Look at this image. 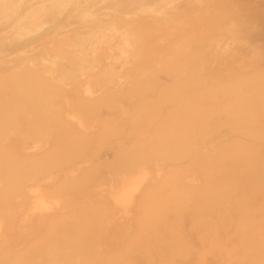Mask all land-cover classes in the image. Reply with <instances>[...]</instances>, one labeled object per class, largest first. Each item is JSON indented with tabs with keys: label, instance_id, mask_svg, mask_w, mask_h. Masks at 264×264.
<instances>
[{
	"label": "rangeland",
	"instance_id": "rangeland-1",
	"mask_svg": "<svg viewBox=\"0 0 264 264\" xmlns=\"http://www.w3.org/2000/svg\"><path fill=\"white\" fill-rule=\"evenodd\" d=\"M98 1L7 0L4 4L3 0L0 1V74L7 76L10 70L15 72L19 66L17 55L33 48L28 52V57L39 63L45 58L52 60L55 68L66 75L65 82L61 80L60 84L52 85L44 81L43 76L39 77L42 81L25 78L28 81L25 83L31 86L34 98L28 97L29 91L26 87L23 92H17L18 96L15 94V97H8L10 107L5 108L4 111H7L3 116L6 125L3 124L4 128L0 125V151L4 145L11 147L12 151L6 150L0 155V173L5 170L9 176L5 179L7 183L0 188V193H3L0 203L2 200L7 208H17L15 198L19 197L25 201L30 197L28 191L37 187L38 192L35 193L38 197L40 195L48 202L52 199L60 201L57 209L60 208L61 202L69 206H81L83 213L92 216L89 218L92 220L88 221L89 226L91 225L88 226L89 231L86 229L88 234L85 232L82 245L79 238L76 239L77 242L72 243L77 229L66 225L67 243H63L65 246L62 245V248L65 254L70 252L69 255L75 254L76 250L77 254L84 251L80 254L84 256L89 243L100 241L105 244L107 241L112 244L111 234L112 238H119L120 234V229L114 222L119 223L121 218V221L123 220V214L120 212L122 209L116 207L111 199L99 200L98 194L102 190L100 187L103 188L105 182H108L103 189L106 190L107 187V190H113L120 185L122 179L145 170L149 174L145 178L148 181L142 183L139 193L148 191L149 179L152 178L151 181L160 187L161 194L155 210L143 209L156 223L146 228L147 235L142 232L141 223L136 218L135 208L139 202L136 201V204L128 208V215H132L131 224L124 223L125 228L127 234L133 238L137 237L139 242L137 247H134L136 250H131L130 257L132 258V253H135L133 258L136 257L133 264H264V236L251 233L264 225V0ZM38 11L42 14L39 21H28V16ZM90 11L93 13L90 14ZM7 12L10 14L7 15ZM84 15H87L86 19ZM23 22L26 29L21 28L13 33V28ZM40 23L43 26L42 31L36 34L33 27ZM147 24L150 27L148 29ZM110 37L115 38L112 40ZM142 37L150 42L146 43ZM109 39L115 43V47L112 45L111 51H106L105 46ZM164 41L167 42L163 43ZM174 42L180 43L181 46L178 44L179 46L174 45L171 48ZM132 43L137 47L136 50ZM147 44H150L149 49ZM165 46L166 51L157 49H164ZM143 48L152 56L146 57L144 51L147 50ZM162 53L164 56H161ZM160 60L162 61L158 63ZM136 72L145 73V78L132 83L130 79ZM177 75L181 77V82L174 88L171 80ZM152 77L156 80L149 79ZM85 82L94 83L96 89L103 88V99L88 100L79 88L87 85ZM118 82H123L121 87L113 89V85ZM236 90L239 91L237 96L234 95ZM232 96L235 97L232 99ZM21 97L25 102L20 101ZM240 97H244V100H239ZM230 98L233 101L229 100ZM192 102H195L194 106H199L192 109ZM229 103L234 106H228ZM54 104L55 111L52 108ZM56 104L60 107H56ZM44 105H47L46 108ZM139 107L143 108V112L137 118L134 117L133 121L129 117L133 118ZM37 108L41 110L38 111ZM183 109L188 112L185 113ZM176 110L185 113L182 118L184 125L186 124V140L182 138L176 141L172 133L177 129L175 123L174 127L172 124ZM57 111L61 114H57ZM63 112H66V119L73 116L74 120L82 121L79 122V127L75 126L78 121L74 124L71 119L74 126L66 127L68 124L63 121L66 119L61 120V117L64 118V115L61 116ZM124 112H127V115L121 120ZM67 113L70 115L67 116ZM156 125L163 126L162 142L153 147L143 146L146 148H142V156L136 155L139 153L136 149L128 148L134 146L146 127L150 129ZM71 127L81 131L75 129L73 133H69ZM51 129L54 132L58 129L65 130L69 147L58 151V146L51 141L48 148L52 150L43 153L38 143L42 135L49 133ZM98 131L102 134L99 135ZM5 138L9 142L4 141ZM126 147L127 151L124 149ZM131 151L129 155L125 153ZM11 152L15 154L11 155ZM28 152L31 155L34 153V156L31 158ZM23 153L28 154L31 160H25ZM6 155H10L12 159ZM226 161L230 165L228 170L237 167V173L232 174L227 168H220ZM236 161L240 163L237 166ZM172 167L180 170V176H170L169 168ZM67 172L75 174V182L68 183L64 180ZM200 172L206 174L205 179L208 180V185L206 183L204 186L206 189L201 190V193H204L202 197L200 194L195 195L182 183H185L187 176L201 179L198 178L201 177ZM172 178L178 180V184L172 185L173 187L170 186ZM102 179L104 184L100 181ZM231 181L236 183L235 187H241L238 194L242 195V198L236 196V188L235 191H230L228 184ZM175 193H178L177 196ZM185 198L188 203L182 205ZM89 202L99 204V211L93 212L89 209ZM55 211L54 209V213ZM113 211H116V214L118 211L122 217L120 214L121 218L118 214L108 216ZM36 213L38 217L43 214L40 210ZM52 213H45V216L51 214L50 218L56 215ZM34 215L31 216L32 220L38 224L41 218L35 216L37 220ZM10 216L8 213L6 217ZM2 222L11 226V221L8 223V220L6 222L2 219ZM241 222L244 231L239 228ZM17 223L19 222L15 221L14 226L18 225L20 228L21 223ZM162 224L166 233L161 230ZM37 227L40 228V235L43 234L41 242L46 243L48 236L46 237L44 231H40L45 230V227L41 222ZM60 231L57 230L58 236ZM170 233L173 234L171 237ZM123 239L119 240L122 244L118 242L122 249L127 242L125 236ZM168 243H171V246ZM146 249L150 250V256L146 255ZM127 256L117 263L122 264L124 259L125 264V260L129 259ZM164 261L166 262L163 263Z\"/></svg>",
	"mask_w": 264,
	"mask_h": 264
},
{
	"label": "bare ground",
	"instance_id": "bare-ground-1",
	"mask_svg": "<svg viewBox=\"0 0 264 264\" xmlns=\"http://www.w3.org/2000/svg\"><path fill=\"white\" fill-rule=\"evenodd\" d=\"M0 1H2V0H0ZM7 0H3V4L6 2ZM98 1V0H97ZM9 2V1H8ZM99 2V1H98ZM2 4V5H3ZM10 4V3H9ZM13 5V4H12ZM109 6V5H108ZM139 6V5H138ZM2 7V6H1ZM65 7V6H64ZM140 7V6H139ZM56 8V7H55ZM94 8V7H93ZM72 10V9H71ZM91 10V9H90ZM7 11V10H6ZM36 11V10H35ZM4 12H5V10H4ZM39 12V11H38ZM38 12H34V14H31V16H28V21L31 19V20H33V19H35V20H33L32 22H37V21H39V18L41 17V11L39 12L40 13V15H39V13ZM27 13H28V11H27ZM32 13V12H31ZM90 14H92L91 13V11L89 12ZM88 13V14H89ZM161 13V12H160ZM8 14H10V13H8L7 12V15ZM144 14V13H143ZM6 15V14H5ZM26 15V14H25ZM142 15V14H141ZM46 16V15H45ZM143 16V15H142ZM146 16V15H145ZM84 17H85V19H86V17H87V15H84ZM47 19V18H46ZM119 19V18H118ZM142 19V18H141ZM156 19V18H155ZM163 19V18H162ZM117 20V19H116ZM144 20V19H143ZM160 20V19H159ZM164 20V19H163ZM28 21H26V22H28ZM145 22H146V20H144ZM162 21V20H161ZM114 22V21H113ZM119 22V21H118ZM117 22V23H118ZM121 22V21H120ZM141 22V21H140ZM191 22V21H190ZM131 23V22H130ZM132 23H133V21H132ZM144 22H142V24H143ZM148 23V22H147ZM156 23V22H155ZM24 24H25V22H23V23H20V25L19 24H17L14 28H13V33H16V31H18L19 29H21V28H25V26H24ZM32 24V23H31ZM30 24V25H31ZM115 24V23H114ZM126 24H128V23H126ZM125 24V25H126ZM136 24V23H135ZM146 24V23H145ZM153 24V23H152ZM112 25V24H111ZM110 25V26H111ZM124 25V26H125ZM144 25V24H143ZM28 26H29V24H28ZM109 26V27H110ZM191 26H193V25H191ZM42 25H41V23L39 24V25H37V26H34L33 27V31H36V34L37 33H39V32H41L42 31ZM130 27V26H129ZM147 29H148V24H147ZM151 27H153L152 25H151ZM150 28V27H149ZM157 28V27H156ZM182 28V27H181ZM189 28V27H188ZM26 29V28H25ZM136 29V28H135ZM134 29V30H135ZM141 29V28H140ZM147 29H146V31H147ZM153 29V28H152ZM151 29V30H152ZM190 29V28H189ZM133 30V29H132ZM217 30V29H216ZM141 31L143 32L144 30H143V28L141 29ZM150 31V30H149ZM55 32V31H54ZM141 32V33H142ZM148 32V31H147ZM150 33V32H149ZM27 34V33H26ZM139 34V33H138ZM147 34V33H146ZM166 34H168V33H166ZM51 35V34H50ZM131 35V34H130ZM143 35H144V33H143ZM181 35V34H180ZM135 36H139V35H137V34H135ZM134 36V37H135ZM153 35H151V37H152ZM49 37V36H48ZM145 37V36H144ZM154 37H155V35H154ZM47 38V37H46ZM53 38V37H52ZM111 38V37H110ZM115 38V37H114ZM114 38L112 37L111 39L112 40H114ZM143 38V37H142ZM175 38V37H174ZM49 39V38H48ZM136 39V38H135ZM145 38H143V40H144ZM172 39V38H171ZM170 39V40H171ZM179 38H177V40H178ZM43 40V39H42ZM52 40V39H51ZM110 40V39H109ZM108 40V42H107V45L105 46V48H106V51H111V49H112V45H114V47H115V43H113L112 42V40H110L109 41ZM142 40V39H141ZM146 40V39H145ZM154 40V39H153ZM152 40V41H153ZM181 40V39H180ZM49 41V40H48ZM147 41V40H146ZM151 41V42H152ZM41 42V41H40ZM101 42V41H100ZM149 42H150V40H149ZM148 41L146 42V43H149ZM155 42V41H154ZM158 42V41H157ZM165 42H167V41H164L163 43H165ZM176 42V41H175ZM175 42L170 46L171 48L172 47H174V45H178V44H180V43H177V44H175ZM46 43V42H45ZM104 43V42H103ZM28 44V43H27ZM39 44V43H38ZM102 44V43H101ZM101 44H100V46H101ZM133 44V43H132ZM138 44V43H137ZM152 44V43H151ZM158 43H156V45H157ZM167 44H170V43H167ZM103 45V44H102ZM139 45V44H138ZM145 45V44H144ZM150 45V44H149ZM148 44H147V46L146 47H148L149 46ZM160 47H162L163 48V46H162V44L160 43ZM165 45V44H164ZM142 46H143V44H142ZM168 46V45H167ZM179 46V45H178ZM180 46H181V44H180ZM31 47V46H30ZM102 47V46H101ZM135 46H134V44H133V48H134ZM157 47V46H156ZM17 48V47H16ZM24 48V47H23ZM100 48V47H99ZM102 48H104V47H102ZM132 48V49H133ZM136 48L137 47H135L134 49L136 50ZM162 48H157L158 50L160 49V50H165L166 49V46H165V48L164 49H162ZM169 48V47H168ZM179 48V47H178ZM178 48H173V49H178ZM26 49V48H25ZM33 48H30V49H27V50H24V51H22V52H20L18 55H17V57H18V60H19V66H18V68H16V70H15V72L12 70H10L9 71V74L6 76V75H2V74H0V125L3 127V124H5V122H4V115L6 114V111H4L5 110V108L7 109L8 107H10V105H9V103H8V97H11V96H14L15 97V94L18 96L19 94L17 93V92H20V90L23 92V89H24V87H26L27 89H28V91L31 93V95H30V93L28 92V97L30 96V97H33L34 98V95H33V92L31 91V86L30 85H28V84H26L25 82H28V81H26L25 80V78H27V80H31V78L33 79V81L34 80H39L40 78V76H43L45 79H44V81H46L49 85H52V84H54V83H61V80H62V82H65V77H66V75H64V74H62V71H58L56 68H55V66H54V62H52V60H48L47 58H45V59H43V60H41L40 61V63L39 62H37V61H34V60H32L30 57H28V52L29 51H31ZM142 49V48H141ZM144 49V48H143ZM147 49H149V47L147 48ZM147 49H144V50H147ZM156 49V48H155ZM170 49V48H169ZM35 50V49H34ZM143 50V51H144ZM179 50H181V49H179ZM166 51V50H165ZM191 51V50H190ZM139 52H140V50H139ZM144 52H146L144 55L146 56V57H149L150 55L152 56V54L151 53H148V50L147 51H144ZM159 52V51H158ZM163 52V51H162ZM179 52V51H178ZM16 53V52H15ZM177 53V52H176ZM175 53V54H176ZM189 53V52H188ZM14 54V53H13ZM17 54V53H16ZM126 54V53H125ZM160 54V53H159ZM158 54V55H159ZM194 55V54H193ZM10 56H12V55H10ZM161 56H164V54L162 53V55ZM161 56H159L160 58H162ZM180 56V55H179ZM183 56V55H182ZM181 56V57H182ZM195 56H196V54H195ZM7 57V56H6ZM9 57V56H8ZM129 57V56H128ZM138 59V58H137ZM148 59V58H147ZM7 60V59H6ZM17 60V61H18ZM148 60H150V58L148 59ZM182 60V59H181ZM180 60V61H181ZM126 61V60H125ZM133 61V60H132ZM145 61H147V60H145ZM145 61H143L144 62V64H145ZM162 60H160V61H158V63H160ZM83 63V62H82ZM133 63H134V61H133ZM147 63H148V61H147ZM128 64H130V63H128ZM42 65V66H41ZM80 65V64H79ZM84 65V64H83ZM139 65H140V63H139ZM160 65V64H159ZM41 66V67H40ZM125 66V65H124ZM123 66V67H124ZM82 67V66H81ZM159 67H161V66H159ZM122 69V68H121ZM125 72V71H124ZM145 72V71H144ZM132 73H134V72H132ZM146 73H148V72H146ZM41 74V75H40ZM147 75H149V74H147ZM82 78V77H81ZM145 78V73H142V72H136V74L133 76V77H131V79H130V82H132V83H137V82H139L141 79H144ZM8 79V80H7ZM77 79H79V78H77ZM149 79H152V80H156L155 79V77L153 78H149ZM81 80H83V78L81 79ZM114 80V79H113ZM39 81H42V80H39ZM86 81H88V80H86ZM92 81V80H91ZM77 82L79 83V81L77 80ZM76 82V83H77ZM181 82V77L179 76V75H177V76H173V80H171V83H172V86L175 88L176 86L178 87V83H180ZM69 83V82H68ZM77 83V84H78ZM81 83V82H80ZM85 83H87V85H82V86H80L79 88H80V91L86 96V98L88 99V100H94V101H99L100 99H103V93H104V91H103V88H95L94 87V83H89V82H85ZM121 83H123V82H118V83H115V85H113V89H119V87H121L120 85H121ZM26 84V85H25ZM42 84H43V82H42ZM55 84V85H56ZM58 84V85H59ZM62 84H64V83H62ZM70 84V83H69ZM75 85V84H74ZM76 86H78V85H76ZM55 87V86H54ZM61 88V87H60ZM79 88L77 87V89H78V91H79ZM182 88V87H181ZM254 89H255V87H253ZM237 89V88H236ZM51 90V89H50ZM256 90V89H255ZM50 92V91H49ZM245 92V91H244ZM46 93V92H45ZM191 93V92H190ZM238 93H239V91H237L236 90V92H234V95H238ZM36 94V93H35ZM39 94V93H38ZM46 94H48V93H46ZM80 94V93H79ZM241 94V93H240ZM239 94V95H240ZM246 94V93H245ZM41 95V94H40ZM52 96V95H51ZM245 96V95H244ZM38 97V96H37ZM82 97V96H81ZM84 97V96H83ZM235 97V96H234ZM233 96H232V99L234 98ZM44 98V97H43ZM51 98V97H50ZM19 99V98H18ZM194 99V98H193ZM22 100V103H23V101H24V99H22V97H21V99H20V101ZM53 100H54V98H53ZM87 100V101H88ZM227 100V99H226ZM229 100H231V98L229 99ZM239 100H244V97L242 98V97H240V99ZM30 101H32V100H30ZM38 101V100H37ZM49 101V100H48ZM47 101V102H48ZM187 101V100H186ZM195 101V100H194ZM231 101H233V100H231ZM25 102V101H24ZM64 102H66V101H64ZM180 102V101H179ZM188 102V101H187ZM21 103V104H22ZM26 103H28V102H26ZM48 103H50V102H48ZM53 103H54V101H53ZM196 103H198V102H196ZM236 103V102H235ZM11 104V103H10ZM25 104V103H24ZM29 104V103H28ZM35 104V103H34ZM51 104H52V102H51ZM59 104V103H58ZM191 104V103H190ZM192 104H193V102H192ZM238 104V103H237ZM242 105H243V101H242V103H241ZM241 104H240V106H241ZM32 105V104H31ZM43 105V104H42ZM69 105V104H68ZM195 105V102H194V104H193V106H191V105H189V106H191V108L193 109V107H194V109H196V107H198V106H194ZM209 105V104H208ZM211 105V104H210ZM230 105H233V104H230L229 103V105L228 106H230ZM25 106H27V105H25ZM46 106L47 105H44L43 107H45L46 108ZM49 106V105H48ZM58 105L56 104V107H57ZM67 106V105H66ZM66 106H65V108H66ZM212 106V105H211ZM234 106V105H233ZM58 107H60V106H58ZM214 107V106H213ZM35 108H36V106H35ZM52 108L54 109V111H55V104L54 105H52ZM62 108H63V106H62ZM67 108H69V107H67ZM201 108H203V106L201 107ZM210 108V107H209ZM208 108V109H209ZM237 108V107H236ZM31 109H32V107H31ZM30 109V110H31ZM38 109V108H37ZM53 109H52V111H53ZM60 109V108H59ZM58 109V110H59ZM177 109H179V108H177ZM198 109V108H197ZM238 109V108H237ZM239 109H240V107H239ZM245 109V108H244ZM41 110V108H39L38 109V111H40ZM46 110H48V109H46ZM61 111H62V109H60ZM137 111H136V113L134 114V116H133V118L130 116L129 118H131V119H133V121H135V118L134 117H138L140 114H141V112H143V108L142 107H139L138 109H136ZM211 110V109H210ZM229 110V109H228ZM241 110V109H240ZM3 111V112H2ZM34 111H35V109H34ZM69 111V110H68ZM177 112L175 113V114H173L174 115V122H172V124L173 123H175V125H176V131L175 132H172L173 133V135L175 136V140L176 141H178L179 139H182V138H186L185 136H186V131L187 130H185V125H184V122H183V118H182V115L183 114H185L186 112H188V111H184V109H183V111L185 112V113H182V111H181V115H180V111L179 110H176ZM179 111V112H178ZM190 111V110H189ZM192 111V110H191ZM234 111V110H233ZM48 112V111H47ZM67 112V111H66ZM66 112H63V114L61 115V116H63L64 118H62L61 117V120L62 119H66L65 117H66V115H65V113ZM208 112V111H207ZM38 113V112H37ZM49 113H51V112H49ZM60 112H58L57 111V114H59ZM202 113H203V111H202ZM202 113H201V115H202ZM54 114V113H53ZM61 114V113H60ZM231 114V113H230ZM245 114V113H244ZM44 115V114H43ZM51 115V114H50ZM68 115H70V114H68L67 113V116ZM125 115H127V112L125 113L124 112V115H122V117H120L121 118V120H123V118L125 117ZM201 115H199V116H201ZM234 115V114H233ZM8 116V115H7ZM58 116V115H57ZM124 116V117H123ZM186 116V115H185ZM185 116H184V118H185ZM59 117V116H58ZM73 116H70V119L71 120H74V118H72ZM128 117V116H127ZM3 118V119H2ZM117 118V117H116ZM70 119H66L67 120V122H66V120H63V121H65V124H68L66 127H68V126H74V124H75V122H77L76 120H74V124L72 125L71 124V120ZM118 120H119V118H117ZM7 120H11V119H7ZM80 120V119H79ZM185 120V119H184ZM20 121V120H19ZM69 121V122H68ZM111 121V120H110ZM132 121V122H133ZM144 121V120H143ZM11 122V121H10ZM73 122V121H72ZM79 122H82V121H78L76 124H75V126L77 125H79L80 123ZM109 122V121H108ZM140 122V121H139ZM142 122V121H141ZM145 122V121H144ZM70 123V124H69ZM110 123V122H109ZM136 123V122H135ZM138 123V122H137ZM147 123V122H146ZM64 124V123H63ZM83 124V123H82ZM81 124V125H82ZM106 124V123H105ZM143 125H145L144 123H142ZM6 125V124H5ZM51 125V124H50ZM117 125V124H116ZM0 126V127H1ZM137 126H138V124H137ZM79 127V126H78ZM95 127V126H94ZM172 127V126H171ZM173 127H174V124H173ZM172 127V128H173ZM4 128V127H3ZM2 128V129H3ZM72 128V127H71ZM87 128V127H86ZM100 128V127H99ZM144 128H145V126H144ZM162 128H163V126H160V125H156V127H154V128H150L149 129V127L147 128H145V130L139 135V137L137 138V141L135 142V144H134V146H128V148H134V149H136L137 150V152H139L138 154H136V155H143V150H142V148H146V147H148V146H155V144L156 143H158V142H162L163 141V137H161V134L163 133L162 132ZM62 130H63V127L61 128ZM64 129H66L65 127H64ZM70 129V128H69ZM74 129V130H73ZM75 129L77 130V131H81V129H78V128H72V129H70V132L69 133H73L74 131H75ZM91 129V127L89 128V130ZM97 129V128H96ZM96 129H95V132H97L96 131ZM58 130H60V129H58ZM56 131V132H54V130H49V133H46V134H43L42 135V137H41V141H39V148L40 149H45L44 151L43 150H41L43 153L44 152H48L49 153V151H51L52 149H50V148H48V147H50V142L51 141H54L55 142V144L58 146V151L60 150H63V149H65V148H67V147H69V141L66 139V134H67V132L64 130V131ZM98 130V129H97ZM141 130V129H140ZM51 131H53V133L51 132ZM68 131V130H67ZM73 131V132H72ZM84 131H85V129H84ZM171 131V130H170ZM51 132V133H50ZM83 132V131H82ZM86 132V131H85ZM85 132H83V133H85ZM94 132V133H95ZM99 132V135L100 134H102V133H100V131H98ZM92 134V133H91ZM164 134V133H163ZM0 135H1V133H0ZM68 135V134H67ZM90 135V134H89ZM192 136V135H191ZM65 137V138H64ZM90 137V136H89ZM250 137V136H249ZM162 138V139H161ZM3 140V139H2ZM164 140H165V137H164ZM186 140V139H185ZM188 140V139H187ZM4 141H7V138H5V140ZM91 141V140H90ZM189 141V140H188ZM7 142H9V141H7ZM40 142H41V144H40ZM165 142V141H164ZM0 143H1V141H0ZM6 143V142H5ZM4 143V144H5ZM49 143V144H48ZM59 143V144H58ZM62 143V144H61ZM170 143V142H169ZM168 143V144H169ZM240 143V142H239ZM7 144V143H6ZM9 144H11V143H9ZM48 145V146H47ZM138 145V146H137ZM172 145V144H171ZM57 146H56V148H57ZM143 146H146V147H143ZM9 146L7 145V146H5L4 145V147H1V151H0V155H2L3 154V152L4 151H12V148L11 147H9ZM164 147V146H163ZM229 146H226V148H228ZM3 148H5V149H3ZM48 148V149H47ZM128 148L126 147V148H124V149H126V151L128 150ZM133 149V150H134ZM35 150V149H34ZM37 150H38V148H37ZM49 150V151H48ZM135 150V151H136ZM163 151H164V149H162ZM13 151H15V150H13ZM27 151H29L28 149H27ZM33 151V150H32ZM125 151V150H124ZM123 151V152H124ZM135 151H133V152H135ZM24 152V151H23ZM31 152V151H30ZM30 152H28L29 154H30ZM123 152H121V153H123ZM5 153V152H4ZM14 153V152H13ZM32 153V152H31ZM126 154H131L132 153V151L131 152H125ZM7 154V153H6ZM15 154V153H14ZM14 154H12V152H11V155H14ZM24 154V153H23ZM34 154V153H33ZM32 154V155H33ZM51 154V153H50ZM17 155H20V154H17ZM16 155V156H17ZM28 154H24V158H25V160L26 159H28V158H32V155L30 154V157H29V155L27 156ZM6 156H8V155H6ZM16 156H14L15 158H18L19 159V157H16ZM34 156V155H33ZM214 156V155H213ZM1 157V156H0ZM21 157V156H20ZM8 158L11 160L12 159V157L9 155L8 156ZM22 158V157H21ZM31 158H30V160H31ZM22 162L24 161V159L22 160V159H20ZM1 163L3 164V160L1 159ZM19 161V160H18ZM224 161V160H223ZM28 162V161H27ZM24 163H26V162H24ZM236 164V166L238 165V164H240L239 162H235ZM224 164V163H223ZM88 166V165H87ZM220 168H222V170H226V168H227V170L230 168V165L228 164V162L226 161V163L223 165V166H221ZM232 168V167H231ZM235 168V167H234ZM240 168V167H239ZM82 169V168H81ZM236 169H237V167L235 168V169H233L232 168V170L230 171V170H228V171H230L229 173H232V174H234V172L235 173H237V171H236ZM235 170V171H234ZM227 171V172H228ZM243 170H241V172H242ZM169 174H170V176L172 175V176H174V178H175V176L177 177V176H180V170L178 171L176 168H174V167H172V168H169ZM240 172V171H239ZM1 175H4V176H0V188L2 189V187H3V184L5 183V179L6 178H9V176L7 175L8 173L5 171V170H3V173H0ZM157 174H159V172H157ZM222 174V176H224L223 175V173H221ZM200 175H201V177H198V178H201V179H199V180H197V179H195L193 176H187V177H185L186 179H185V183L184 182H182L184 185H186L187 187H188V189L189 190H192V192L196 195V194H200L199 196H203L204 195V193H201L202 191V189H206V188H204V186H205V184L206 185H208V180L207 179H205L206 177H207V175L206 174H204V173H202V172H200ZM226 175H227V173H226ZM230 175V174H229ZM98 176V175H97ZM149 176V174L148 173H146L145 172V170H140V171H137V172H135V173H132V174H130L127 178H124V179H122V182L120 183V185L117 187V188H114L113 190H107L108 188L106 187V190H104L103 188H105L104 186L106 185V183H108V182H105V184L103 183V180L104 179H102V180H100V181H102V183L104 184V186H103V188L102 187H100L102 190H100L101 192H99L100 194H98V197H99V200H104V199H106L107 201L109 200V199H111V201L113 202V204L114 205H117L116 207H118V208H120V209H122V211L120 210V212L123 214V220L121 221V217H122V215L120 214V213H118V211H117V214L119 215H121V217H120V215H119V217L121 218L120 219V221H118L119 223H115L114 221V225L116 226V227H119L118 229H120L118 232H120V234H119V238L120 237H122V238H118V236H114V238H112V234H111V239H110V242H112V244L110 243V244H108V242L106 243L105 242V244L104 243H100V241H98L97 243H95V242H92V243H89L87 246H89L88 248L86 247V249L85 250H87L88 249V251L85 253V254H87V255H85L84 254V256L85 257H87V258H85L83 255H80V254H82L84 251H80V253H78L77 254V250H76V253L75 254H71V255H69L68 253H70V252H68L67 254H65L64 253V250H63V248H62V245H64L63 243H67V239H66V236L68 235V228H67V226L66 225H71V226H73L74 228L73 229H77V231L75 232L76 233V236H74L75 238L74 239H72V243L73 242H75L76 241V239L77 238H79L78 240H79V242H80V244L83 242V237H85V232H86V229H88V231H89V227L91 226H89V224H88V221L89 220H92V219H89V218H91L90 217V214H89V216L88 215H86L85 213H83V210H81V206H77V205H67V204H64V202H61V206H60V208L59 209H57L58 208V206L60 205V201L58 200V199H52L51 200V202L49 201H46V200H44L40 195H39V197H38V195L36 194L38 191V188L37 187H33V188H31L29 191H28V193H29V196L30 197H28V199L27 200H25V201H23V200H21V199H19V197H17V199H19V201H17V199L15 198V200H16V203H17V205H18V207L16 208H7L8 206L6 205V204H4V202L1 200V206H0V222H2V219H5L6 220V222H7V220H8V223H9V221H11V223H9L11 226H9V225H4V222H2V223H0V264H118L119 262V260H121V258L123 257V255L125 256H127V257H129V259L127 258V260H125V264H133V261H135V259H136V257H134L133 258V255H135V253L133 254L132 253V258L130 257L131 256V250L132 249H134V247H137V242H138V238L137 237H135V238H133V237H130L129 235V233L127 234V229L125 228V224L126 225H128L129 223L131 224V220H130V217L132 216H130V215H128V213H129V207L131 208V206H132V204H136L137 202H139V204L136 206V208H135V210H136V212L135 213H137V215H136V218L139 220V222L141 223V229H142V232L144 231V233L146 234L147 233V230H146V228H148L149 227V225H151V226H153L152 224L154 223V219H152V217H151V215L149 216V214H145V211L143 210V209H145V210H148V209H150V210H152V208L154 209V207H156V206H158L157 204H158V197L160 196V192H161V190H160V187L156 184V183H154L153 182V180L151 181V179H149L150 180V182H149V189H148V191L147 192H145V193H142L141 192V194L139 193V189L142 187L141 185H142V183H144L145 184V182H147L146 180H145V178L146 177H148ZM159 176H161L160 174H159ZM196 176V175H195ZM234 176V175H233ZM235 176H237V175H235ZM239 176V175H238ZM104 177V176H103ZM220 178V177H219ZM219 178H217V179H219ZM222 178V177H221ZM224 178H226V177H224ZM230 178V177H229ZM237 178V177H236ZM4 179V180H3ZM101 179V178H100ZM228 179V178H227ZM64 180H66L68 183L70 182V183H73V182H75V180H76V177H75V174H73V173H71V172H67V173H65V175H64ZM96 180V179H95ZM172 181L170 182V186H172V185H177L178 184V180H175V179H171ZM221 180V179H220ZM220 180H218V181H220ZM226 180V179H225ZM231 180H233V179H231ZM145 181V182H144ZM210 181V180H209ZM96 182H98V180H96ZM227 182V181H226ZM6 183H7V181H6ZM5 183V184H6ZM101 183V182H100ZM99 183V184H100ZM110 183V182H109ZM221 183V182H220ZM93 184V183H92ZM235 184L236 183H234V181H231L228 185H229V188L231 189L230 191H235L236 189H237V192H236V194H234V195H236V196H239V197H241L240 196V194H238V192H239V187L238 186H236L235 187ZM212 185V184H211ZM220 185H222V184H220ZM238 185V184H237ZM90 186V185H89ZM88 186V187H89ZM94 186V185H93ZM109 186V185H108ZM92 187V186H91ZM173 187V186H172ZM211 187V186H210ZM217 187H219V185H217ZM93 189H95L96 188V185H95V188L94 187H92ZM212 188V187H211ZM216 187H214V189H215ZM228 188V189H229ZM234 188H236V189H234ZM1 189H0V191H1ZM88 189H90V188H88ZM97 189V188H96ZM240 189H241V187H240ZM216 190V189H215ZM214 190V191H215ZM92 191V190H91ZM203 191H205V190H203ZM207 191V190H206ZM217 191V190H216ZM232 191V192H233ZM36 192V193H35ZM87 192H88V190H87ZM95 192V191H94ZM231 192V193H232ZM241 192V191H240ZM150 193V194H149ZM1 194H3V193H0V197H3ZM88 194V193H87ZM177 194L178 193H175V195L177 196ZM203 194V195H202ZM94 196H95V194H94ZM198 196V195H197ZM233 196V195H232ZM235 196V197H236ZM90 197V196H89ZM88 197V198H89ZM200 197V198H201ZM21 198V197H20ZM231 198V197H230ZM242 198V197H241ZM231 199H233V198H231ZM86 200H87V198H86ZM240 200V199H239ZM88 201V200H87ZM137 201V202H136ZM237 200L235 199V202H236ZM240 202V201H239ZM243 202V201H242ZM246 202L247 201H245V204H246ZM110 203V202H109ZM108 203V204H109ZM188 202H187V200H186V198L184 199V201L182 202V205L184 204V205H186ZM223 203V202H222ZM221 203V204H222ZM8 204V203H7ZM89 204L90 205H88V206H90L89 207V209H92V211L93 212H98L99 211V204H93L92 202L90 203L89 202ZM92 204V205H91ZM223 204H225V203H223ZM226 204H227V202H226ZM81 205V204H80ZM110 205V204H109ZM156 205V206H155ZM229 205V204H228ZM239 205H240V203H239ZM7 206V207H6ZM83 207V206H82ZM134 207V206H133ZM150 207V208H149ZM224 207H225V205H224ZM229 207V206H228ZM239 207V206H238ZM240 207H241V205H240ZM115 208V207H114ZM118 208H116V209H118ZM227 208V207H226ZM230 208V207H229ZM35 209H37L38 211L40 210L43 214L41 215V217H40V215H39V217L41 218L39 221L41 222V225L42 226H44L45 227V230H40L41 231V233H42V231H44V233H45V235H46V237H47V242L46 243H42L41 241H42V236L41 235H43V234H41L40 235V233H39V229H37L38 227V225H39V223L37 224V223H35V222H33V221H35V220H32V218L33 217H31L33 214H35L34 215V218L36 219L38 216L36 215V214H38V213H36V212H38V211H35ZM54 209L57 211H55V213H54ZM116 209H114V210H116ZM133 209V208H132ZM131 209V211L133 212V210ZM142 209V210H141ZM221 209H223V208H221ZM228 209V208H227ZM232 209V208H231ZM155 210V209H154ZM226 210V209H225ZM46 211H48V212H53L52 214H56V215H54V216H52V217H50L49 218V216L51 215H48L47 214V216H45V213H48V212H46ZM130 211V212H131ZM249 211V210H248ZM114 212V213H113ZM112 212V214L110 213V215H108V216H110V217H113V215L114 216H117V214H116V211H113ZM131 212V213H132ZM250 212V211H249ZM8 213L9 214H11V219H10V217H6V216H8ZM40 213V212H39ZM134 213V212H133ZM245 213H246V210H245ZM243 214H244V212H243ZM236 215L237 214H235V217H236ZM35 216H37V217H35ZM107 216V217H108ZM243 216V215H242ZM38 217V218H39ZM109 217V218H110ZM8 218V219H7ZM38 218H37V220H38ZM108 218V219H109ZM125 218V219H124ZM107 219V220H108ZM115 219V218H114ZM245 219V218H244ZM105 220H106V218H105ZM110 221L112 220L111 218L109 219ZM15 221H18L19 223H17V224H20L19 226H20V228L19 227H17V226H14V223H15ZM116 221H117V219H116ZM242 221V220H241ZM26 223V224H25ZM125 223V224H124ZM25 224V225H24ZM154 224H156V223H154ZM240 225H239V228H241L242 229V231H244L245 229L243 228V223L241 222V223H239ZM21 225H23V227L21 226ZM101 225H103V224H101ZM104 225H106V224H104ZM110 225H111V223H110ZM118 225V226H117ZM25 226V227H24ZM89 226V227H88ZM108 226H109V224H108ZM113 226V225H112ZM157 227H158V225H156ZM156 226H154V228L156 227ZM9 227H11V228H9ZM13 227V228H12ZM69 227V226H68ZM103 228H105V226H102ZM110 227V226H109ZM246 227V226H245ZM42 228V227H41ZM107 228V227H106ZM111 228V227H110ZM109 228V229H110ZM156 229V228H155ZM158 229V228H157ZM57 230L58 231H60L61 232V234L58 236V234H56L57 233ZM103 230H105V229H103ZM112 230H113V228H112ZM129 230V229H128ZM161 230H162V232L163 233H166L167 231L165 230V227L163 226V224L161 225ZM106 231V230H105ZM132 231H133V229H132ZM104 232V231H103ZM108 232V230L106 231V233ZM114 232V231H113ZM131 232V231H130ZM251 232V231H250ZM87 233V232H86ZM251 233H257V234H260L259 236H264V225H262V227H258V228H256L255 230H254V232H251ZM14 234V235H13ZM88 234V233H87ZM105 234V233H104ZM114 234H116V233H114ZM118 234V233H117ZM116 234V235H117ZM121 234H123V235H121ZM125 234V235H124ZM147 235V234H146ZM173 234L172 233H170L169 234V237H171ZM107 236H109V234H107ZM123 236H125V239H126V245L124 244L123 245V249L121 248L122 247V245L121 246H118L119 245V240H124L123 239ZM158 236V235H157ZM220 236V235H219ZM258 236V235H257ZM59 237H62V239H59ZM63 237L65 238V239H63ZM87 237V236H86ZM144 237V236H143ZM80 238H81V240H80ZM106 238V237H105ZM142 238V237H141ZM262 238V237H261ZM85 239V238H84ZM104 240H106V239H104ZM141 240V239H140ZM260 240V239H259ZM77 242V241H76ZM78 242V243H79ZM119 242V243H118ZM139 243V242H138ZM69 244H70V241H69ZM79 244V245H80ZM120 244H122V243H120ZM144 244V243H143ZM168 244H170V246H171V243H168ZM76 245V244H75ZM82 245V244H81ZM139 245H142V244H139ZM65 246V245H64ZM74 245H72V247H73ZM77 246V245H76ZM142 247H143V245H142ZM67 248V247H66ZM69 248V247H68ZM70 249V248H69ZM75 249H76V247H75ZM78 249V248H77ZM136 249H134V251H135ZM69 251V250H68ZM79 251V250H78ZM65 252H66V249H65ZM73 252H75V251H73ZM72 252V253H73ZM144 252V251H143ZM173 252V251H172ZM146 255L148 256H150V250L149 249H146ZM138 254V253H137ZM155 255V254H154ZM175 255V254H174ZM83 256V257H82ZM125 256V257H126ZM125 257H123V258H125ZM156 257V256H155ZM91 258V259H90ZM140 258V257H139ZM87 259H89V260H87ZM138 259V258H137ZM124 260V259H123ZM123 260L121 261L122 262V264H123ZM139 260V259H138ZM137 260V261H138ZM141 260V259H140ZM118 262V263H117ZM151 262V261H150ZM154 262V261H153ZM166 261H164L163 263H165ZM143 263V262H142ZM141 263V264H142ZM152 263V262H151ZM150 263V264H151ZM121 264V263H120ZM156 264V263H155ZM160 264H162V262L160 263ZM186 264H187V262H186Z\"/></svg>",
	"mask_w": 264,
	"mask_h": 264
}]
</instances>
